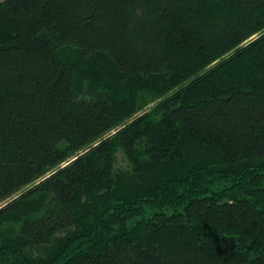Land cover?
Masks as SVG:
<instances>
[{
	"label": "trees",
	"instance_id": "16d2710c",
	"mask_svg": "<svg viewBox=\"0 0 264 264\" xmlns=\"http://www.w3.org/2000/svg\"><path fill=\"white\" fill-rule=\"evenodd\" d=\"M30 186L0 264H264V0H0V205Z\"/></svg>",
	"mask_w": 264,
	"mask_h": 264
},
{
	"label": "rangeland",
	"instance_id": "374dc122",
	"mask_svg": "<svg viewBox=\"0 0 264 264\" xmlns=\"http://www.w3.org/2000/svg\"><path fill=\"white\" fill-rule=\"evenodd\" d=\"M157 103L158 102L150 103L137 116H139L140 114H143V113H145L147 111L148 112L151 111L152 109L155 108V106L157 105ZM137 116H135V117H137ZM121 127H123V126H121ZM121 127L120 128H117L116 130H114L111 133H109L105 138H110V137L114 136L121 129ZM115 168H116V171L118 173H128V172H131V170L133 168L132 163L129 161L128 157L126 156V154L121 149H118L117 154H116V164H115ZM30 188H31V186L28 187V188H26V189H24L20 193L16 194L13 198H11L10 200H8L5 203L1 204L0 205V208L3 207V206H7L10 202L14 201L15 199H18L24 193H27V191Z\"/></svg>",
	"mask_w": 264,
	"mask_h": 264
}]
</instances>
